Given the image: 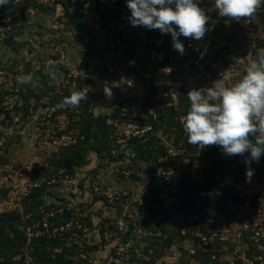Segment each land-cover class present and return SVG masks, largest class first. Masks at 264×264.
Returning a JSON list of instances; mask_svg holds the SVG:
<instances>
[{
	"label": "rangeland",
	"instance_id": "1",
	"mask_svg": "<svg viewBox=\"0 0 264 264\" xmlns=\"http://www.w3.org/2000/svg\"><path fill=\"white\" fill-rule=\"evenodd\" d=\"M196 2L208 30L183 55L170 33L132 26L126 0L0 6V212L18 211L5 233L26 235L0 242V264H264V155L249 182L244 156L190 145L179 114L163 109L187 112L190 89L239 81V60L264 51V3L236 21ZM22 73L30 84L16 83ZM79 90L78 107L58 106ZM103 115L110 148L76 157L83 121L99 135Z\"/></svg>",
	"mask_w": 264,
	"mask_h": 264
},
{
	"label": "clouds",
	"instance_id": "2",
	"mask_svg": "<svg viewBox=\"0 0 264 264\" xmlns=\"http://www.w3.org/2000/svg\"><path fill=\"white\" fill-rule=\"evenodd\" d=\"M9 0H0V6ZM264 0H214L220 17L240 21L252 17ZM132 26L157 29L171 34L173 47L181 55L184 45L179 37L202 39L209 17L196 0H126ZM31 73L16 77L18 85L30 84ZM107 95L110 88L105 87ZM190 107L180 121L190 145L204 149L218 146L225 156H244L249 165L246 179L250 182L253 162L264 155V51L245 68L238 82L225 86L220 81L212 87L190 89ZM87 100V92L73 91L62 98L59 107L76 108Z\"/></svg>",
	"mask_w": 264,
	"mask_h": 264
},
{
	"label": "trees",
	"instance_id": "3",
	"mask_svg": "<svg viewBox=\"0 0 264 264\" xmlns=\"http://www.w3.org/2000/svg\"><path fill=\"white\" fill-rule=\"evenodd\" d=\"M194 52L196 50H193ZM244 69H242V71H244ZM241 71V70H239ZM180 95V94H178ZM170 98V97H169ZM184 99V101H183ZM181 101H183L185 103V100H187L186 98H182L180 99ZM164 102L167 101V98H165V100H163ZM182 104V102H180ZM185 104H188L185 103ZM188 107V106H187ZM163 109H172L174 112L178 113L179 115L183 114L186 115V111L182 108L177 110L176 106H172V105H164ZM94 120L96 121V124H98L99 128L102 130L100 132V134L98 135L97 132L98 129L94 128V126L92 124H90L88 121L84 120L83 121V132L85 133V135L83 134L82 139L80 140L79 143H77L79 145L78 149H77V154L76 157L78 156H83L81 155V151L85 150V149H92V150H96L97 152H100L103 150V148L105 149H109L110 148V140H109V132H108V125L106 123V116H98L97 118H94ZM86 125V126H85ZM69 147H73V146H69ZM69 147H66V149ZM72 161L73 158L71 159ZM167 163H165L166 165ZM68 165L70 167L73 166L72 162H68ZM183 167V166H181ZM182 169V168H180ZM190 177L192 179V181L196 184L195 180L193 179L192 175L190 174ZM188 179L190 180V178L188 177ZM199 184V183H198ZM40 191V187L39 186H32L29 189V193L27 194V198L30 197L29 199L34 198L36 195L39 194ZM25 197V198H26ZM26 198V199H27ZM26 199L24 201H26ZM195 211H197V209H194V213ZM192 213V214H194ZM19 212L15 211V210H7V211H2L0 212V231L1 233H3V235H5V237H0V242L1 243H5V242H9L12 241L14 242L15 240H20L21 242H23L26 239V235L25 234H13L12 236H9V234L5 233V229L6 228H10V229H14L17 225H16V221L19 218ZM191 220H195V218H192V215L190 216ZM197 219V218H196ZM8 222V223H7ZM171 239H168V241L166 242L167 245L170 244Z\"/></svg>",
	"mask_w": 264,
	"mask_h": 264
},
{
	"label": "built area",
	"instance_id": "4",
	"mask_svg": "<svg viewBox=\"0 0 264 264\" xmlns=\"http://www.w3.org/2000/svg\"><path fill=\"white\" fill-rule=\"evenodd\" d=\"M264 35V34H263ZM179 39H180V41L183 43V45H184V48H186V49H194L193 48V46H192V44H193V39H191V38H185V37H183V36H180L179 37ZM143 40H146L145 39V37L143 36ZM200 52H201V49H200ZM199 52V54L201 55V53ZM202 53H206V51L204 50ZM150 54H151V56H153V57H157V58H163V53H162V51H160V50H158V49H156V48H154V49H151L150 50ZM240 62L239 63H237L236 65V67H235V69L236 70H242V69H244V68H246V66L250 63V60L248 59V57L247 58H244V59H241V60H239ZM194 62H197L196 60L194 61ZM130 85V83L128 82L127 84H126V86H124V88L126 89L128 86ZM185 89H187V88H185ZM170 96H171V103H175L176 102V96H175V94L174 93H170ZM170 103V104H171ZM184 115L183 114H181V115H179V119H180V121H181V119H182V117H183ZM200 165H202V163L200 162V160H192V162H191V166L192 167H194V169L192 170V172H191V174H192V177L196 180L197 178H198V172H196V171H198V167L200 166ZM225 202H226V204H228V207H231V206H233V207H235L236 206V204H234L233 202H232V200H229V199H226L225 200ZM245 203V205H247V207H249V203L248 202H244ZM241 204L242 203H240L239 204V206H241ZM247 207H242V208H244V209H246ZM251 210H252V207H251ZM198 217V215H197V213H194V214H192V218H197Z\"/></svg>",
	"mask_w": 264,
	"mask_h": 264
}]
</instances>
